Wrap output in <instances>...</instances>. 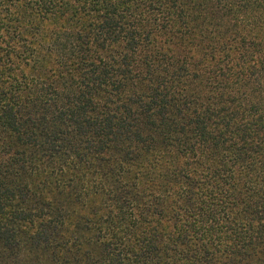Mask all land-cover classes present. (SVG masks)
Returning <instances> with one entry per match:
<instances>
[{"label": "trees", "instance_id": "1", "mask_svg": "<svg viewBox=\"0 0 264 264\" xmlns=\"http://www.w3.org/2000/svg\"><path fill=\"white\" fill-rule=\"evenodd\" d=\"M0 264H264V0H0Z\"/></svg>", "mask_w": 264, "mask_h": 264}]
</instances>
